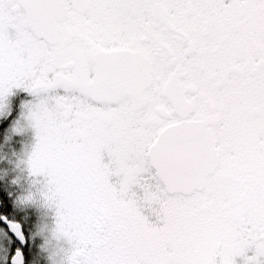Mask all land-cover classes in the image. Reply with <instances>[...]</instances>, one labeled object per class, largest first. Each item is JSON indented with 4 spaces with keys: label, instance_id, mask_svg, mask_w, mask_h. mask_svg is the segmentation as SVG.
Instances as JSON below:
<instances>
[{
    "label": "snow or ice",
    "instance_id": "1",
    "mask_svg": "<svg viewBox=\"0 0 264 264\" xmlns=\"http://www.w3.org/2000/svg\"><path fill=\"white\" fill-rule=\"evenodd\" d=\"M0 264H264V0H0Z\"/></svg>",
    "mask_w": 264,
    "mask_h": 264
}]
</instances>
